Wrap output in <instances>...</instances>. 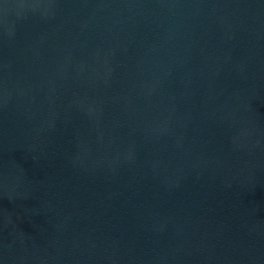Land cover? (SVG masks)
<instances>
[{
    "label": "water",
    "instance_id": "water-1",
    "mask_svg": "<svg viewBox=\"0 0 264 264\" xmlns=\"http://www.w3.org/2000/svg\"><path fill=\"white\" fill-rule=\"evenodd\" d=\"M0 264H264V0H0Z\"/></svg>",
    "mask_w": 264,
    "mask_h": 264
}]
</instances>
